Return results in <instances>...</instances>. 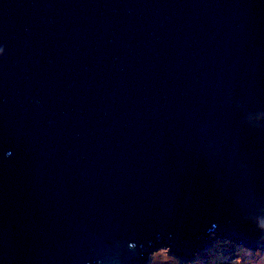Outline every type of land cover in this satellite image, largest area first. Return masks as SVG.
I'll use <instances>...</instances> for the list:
<instances>
[{
	"label": "water",
	"instance_id": "95a60500",
	"mask_svg": "<svg viewBox=\"0 0 264 264\" xmlns=\"http://www.w3.org/2000/svg\"><path fill=\"white\" fill-rule=\"evenodd\" d=\"M211 233L264 250V0H0V264Z\"/></svg>",
	"mask_w": 264,
	"mask_h": 264
},
{
	"label": "rangeland",
	"instance_id": "374dc122",
	"mask_svg": "<svg viewBox=\"0 0 264 264\" xmlns=\"http://www.w3.org/2000/svg\"><path fill=\"white\" fill-rule=\"evenodd\" d=\"M200 239L211 242L198 249L189 259L182 257L170 244L161 243L153 251L149 250L144 264H264V250L261 245L256 249L250 246L249 249L245 244L218 237L216 233ZM220 243L223 244L221 250Z\"/></svg>",
	"mask_w": 264,
	"mask_h": 264
},
{
	"label": "bare ground",
	"instance_id": "6f19581e",
	"mask_svg": "<svg viewBox=\"0 0 264 264\" xmlns=\"http://www.w3.org/2000/svg\"><path fill=\"white\" fill-rule=\"evenodd\" d=\"M233 242V241H232ZM232 244V243H231ZM180 254V253H179ZM182 257H184V258H190V257H188V256H185V255H182V254H180Z\"/></svg>",
	"mask_w": 264,
	"mask_h": 264
},
{
	"label": "trees",
	"instance_id": "16d2710c",
	"mask_svg": "<svg viewBox=\"0 0 264 264\" xmlns=\"http://www.w3.org/2000/svg\"><path fill=\"white\" fill-rule=\"evenodd\" d=\"M227 241V240H226ZM221 244V246H219L220 247V250H221V248H222V246H223V244L222 243H220Z\"/></svg>",
	"mask_w": 264,
	"mask_h": 264
}]
</instances>
